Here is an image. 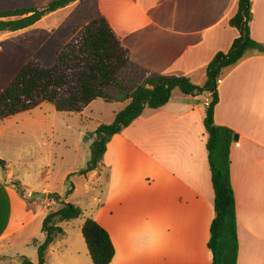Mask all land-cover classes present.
I'll list each match as a JSON object with an SVG mask.
<instances>
[{
	"label": "crops",
	"instance_id": "crops-1",
	"mask_svg": "<svg viewBox=\"0 0 264 264\" xmlns=\"http://www.w3.org/2000/svg\"><path fill=\"white\" fill-rule=\"evenodd\" d=\"M237 1L95 0V5L129 49L133 65L202 86L208 63L218 52H228L238 37L228 25ZM251 12L250 36L264 46V0H252ZM217 95L213 121L238 137L230 147L237 264H264V54L224 70ZM99 101L82 116L100 123L102 116L92 118L102 114L104 103ZM208 101L209 94L192 97L174 90L165 106L145 108L114 135L101 167L84 176L91 185L86 192L98 196L93 207L77 205L108 233L115 250L111 264H212L207 242L214 194L203 126ZM116 105L112 121L127 103ZM13 178L7 166L0 169V253L53 205L67 203L66 198L29 203L24 198L29 192L51 193L30 188L21 196ZM57 240L47 251L46 264H92L87 251Z\"/></svg>",
	"mask_w": 264,
	"mask_h": 264
},
{
	"label": "trees",
	"instance_id": "trees-1",
	"mask_svg": "<svg viewBox=\"0 0 264 264\" xmlns=\"http://www.w3.org/2000/svg\"><path fill=\"white\" fill-rule=\"evenodd\" d=\"M84 0H54L43 7H27L0 11V35L32 27L46 16ZM252 0H238L237 11L229 19L238 37L228 52H218L208 63L202 86L185 77L162 76L133 65L130 51L119 40L105 17L98 14L76 29L56 56L54 64L44 65L31 58L0 92V121L31 111L43 103L51 104L59 113L81 114L92 102L104 100L125 104L109 125H100L92 134L91 158L77 174L86 176L101 167L106 145L111 138L138 119L145 108L156 110L167 104L174 90L185 96L210 95L203 126L207 135V162L213 188L214 218L209 228L207 248L212 264H237V218L230 181V147L235 133L215 125L214 107L218 102L217 86L224 70L234 67L246 57L264 54V46L250 36ZM4 170L6 163L0 159ZM13 186L24 195L20 182ZM65 198V197H64ZM47 199L59 203L61 197L48 194ZM84 217L82 209L70 203L50 210L42 220L41 243L33 240L37 264H46L47 251L57 239L65 237L60 223ZM92 264H111L115 250L108 233L93 219L86 218L80 228ZM21 264H33L23 257Z\"/></svg>",
	"mask_w": 264,
	"mask_h": 264
},
{
	"label": "rangeland",
	"instance_id": "rangeland-1",
	"mask_svg": "<svg viewBox=\"0 0 264 264\" xmlns=\"http://www.w3.org/2000/svg\"><path fill=\"white\" fill-rule=\"evenodd\" d=\"M52 1L0 0V11L40 8ZM97 15L95 0H84L42 23L0 35V92L31 58L46 66L54 64L62 45L72 33ZM99 102L104 103V108H100L102 114H95L92 118L95 120L102 116L100 123L86 119L82 114L59 113L49 103L0 121V159L14 174L12 185L14 181L20 182L24 192L30 188H47L51 194L66 198L67 203L93 207L96 204L94 197L98 193L86 192L91 185L77 173L86 167L91 158L92 134L97 124H111L112 111L117 106L104 100ZM38 201L45 200L29 203ZM60 206L53 205L50 210H57ZM83 219L86 218L63 223L60 227L65 233L62 239L75 248L87 251L80 233ZM42 220V217L36 219L16 236V240H10L9 246L0 253V264H21L23 257L37 264L33 240L40 243L44 240Z\"/></svg>",
	"mask_w": 264,
	"mask_h": 264
},
{
	"label": "water",
	"instance_id": "water-1",
	"mask_svg": "<svg viewBox=\"0 0 264 264\" xmlns=\"http://www.w3.org/2000/svg\"><path fill=\"white\" fill-rule=\"evenodd\" d=\"M237 135L234 136L233 140L237 141ZM26 201L32 202L34 200H46L47 194L46 193H38V192H31L29 195L24 197Z\"/></svg>",
	"mask_w": 264,
	"mask_h": 264
},
{
	"label": "built area",
	"instance_id": "built-area-1",
	"mask_svg": "<svg viewBox=\"0 0 264 264\" xmlns=\"http://www.w3.org/2000/svg\"><path fill=\"white\" fill-rule=\"evenodd\" d=\"M209 102H210V101H208V102L205 103V106H206V107L209 105ZM236 145H238V144H236Z\"/></svg>",
	"mask_w": 264,
	"mask_h": 264
}]
</instances>
